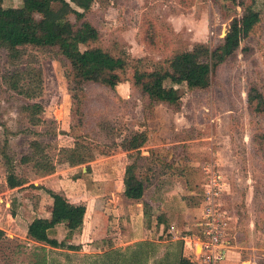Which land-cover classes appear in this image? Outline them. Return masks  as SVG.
I'll list each match as a JSON object with an SVG mask.
<instances>
[{"label": "rangeland", "instance_id": "obj_1", "mask_svg": "<svg viewBox=\"0 0 264 264\" xmlns=\"http://www.w3.org/2000/svg\"><path fill=\"white\" fill-rule=\"evenodd\" d=\"M252 1L259 22L212 73L207 88L180 90L179 110L150 103L131 84L134 65L151 70L195 44L218 45L231 19L240 17L241 3ZM1 4L19 6L21 0ZM87 18L99 32L89 46L123 56L126 79L114 88L85 84L79 103L66 63L54 50L28 45L11 63L0 47V264H175L181 254L192 260L199 250L186 241L193 245L199 228L205 167L225 183L221 201L230 223L223 264H264V105L257 111L256 101H248L254 87L264 95V0H102ZM27 65L40 69L42 78V92L33 100L4 79ZM33 102L42 107L37 125L24 110ZM132 130L147 134L139 200L119 193L122 168L130 162L120 142ZM33 140L55 166L46 178L33 160L21 161L33 153ZM75 143L92 160L65 161L63 149ZM179 176L184 183L164 200L162 189ZM48 188L86 206L81 230L68 240L80 246L76 250L23 236L27 220L48 212ZM15 215L21 223L13 222ZM64 235L63 224L50 233L58 240Z\"/></svg>", "mask_w": 264, "mask_h": 264}, {"label": "trees", "instance_id": "obj_2", "mask_svg": "<svg viewBox=\"0 0 264 264\" xmlns=\"http://www.w3.org/2000/svg\"><path fill=\"white\" fill-rule=\"evenodd\" d=\"M2 1L0 0V47L7 51L9 62H17L22 56V48L28 45L54 50L66 63L67 78L77 103L81 101L80 93L87 83L114 88L126 79L124 74L127 60L123 56L113 55L99 46H89L91 42L98 40L99 32L87 18V13L94 2L102 0H21L19 6L9 7H3ZM230 1L234 3V0ZM241 6L240 17L231 19L218 45L209 47L206 44H195L190 50L174 53L151 70L134 65L130 75L131 84L150 103H164L174 111L179 110L180 90L207 88L212 73L234 54L240 40L259 22V11L255 8L254 1L247 4L242 2ZM4 79L8 88L26 99H36L42 92L40 69L32 66L16 68ZM248 101H256L255 110L258 111L264 105V95L254 87L248 92ZM24 110L30 124L37 125L41 121L42 107L39 103H29L24 106ZM146 141L145 131L132 130L120 142V146L129 152L130 157L122 177L123 195L130 200H139L143 196L144 180L138 167L140 148ZM31 146L33 153L22 156L21 161L27 163L33 160V166L41 177L52 174L55 166L46 154H38L39 143L33 140ZM81 147L80 143H75L74 147L63 149L65 161L71 165H79L92 160L93 155L89 151H82ZM133 153L135 154L132 155ZM179 153L182 151L179 150ZM45 191L52 199L50 214L48 217L33 218L27 225L26 236L50 247L78 249L79 245L68 240L81 230L86 206L70 202L63 194L51 189ZM59 224H63L65 228L62 240L50 236ZM2 234L3 231L0 230V236ZM175 264L193 262L181 254Z\"/></svg>", "mask_w": 264, "mask_h": 264}, {"label": "built area", "instance_id": "obj_3", "mask_svg": "<svg viewBox=\"0 0 264 264\" xmlns=\"http://www.w3.org/2000/svg\"><path fill=\"white\" fill-rule=\"evenodd\" d=\"M206 179L203 185L201 220L192 241L186 245L199 250L191 261L193 264H223L229 247V215L221 201L224 181L213 167H205ZM187 240V238H184Z\"/></svg>", "mask_w": 264, "mask_h": 264}, {"label": "crops", "instance_id": "obj_4", "mask_svg": "<svg viewBox=\"0 0 264 264\" xmlns=\"http://www.w3.org/2000/svg\"><path fill=\"white\" fill-rule=\"evenodd\" d=\"M124 166H123V168H122V172H121V175H120V177H119V193H120V195H123V183H122V177H123V173H124ZM53 174V173H52ZM49 175H51V174H49ZM49 175H47V176H49ZM47 176H44V177H41V178H46ZM172 179V181L174 182L173 184H171L172 182H170L169 184H166L165 185V188H163L162 189V195H163V198H164V200H167L166 198V196H170L169 194H173L175 191V188L177 187V183H184V180H183V178L182 177H178V178H171ZM48 189H50V188H48ZM170 189H173V190H170ZM183 189L185 190L186 189V186H183ZM51 190H53V189H51ZM53 191H55V190H53ZM56 192H58V193H60L58 190H56ZM66 197H68V199H69V196H67V195H65ZM124 196V195H123ZM125 197V196H124ZM126 198V197H125ZM130 200V199H129ZM69 201L70 202H73V203H80V201L79 200H71V199H69ZM51 203H52V199H51V197L49 198V209H48V212L45 214V215H41V214H39V215H37V216H35V217H48L49 216V214H50V210H51ZM81 203H83V202H81ZM84 204V203H83ZM35 217H32V218H30L29 220H27V222H25V224H24V226H23V236L25 237V238H28L27 236H26V229H27V225H28V223L33 219V218H35ZM12 218V220H13V222L14 223H21L20 221H22V219H21V217L20 216H18V215H15L14 217H11ZM5 230V229H4ZM75 235H77V234H75ZM75 235L73 236V237H75ZM227 255H228V251H227Z\"/></svg>", "mask_w": 264, "mask_h": 264}]
</instances>
